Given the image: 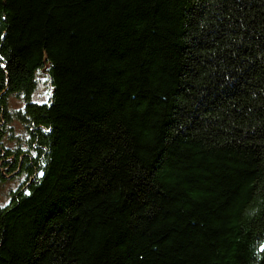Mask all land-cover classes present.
<instances>
[{
    "label": "trees",
    "instance_id": "1",
    "mask_svg": "<svg viewBox=\"0 0 264 264\" xmlns=\"http://www.w3.org/2000/svg\"><path fill=\"white\" fill-rule=\"evenodd\" d=\"M8 177L0 264H264V0H0Z\"/></svg>",
    "mask_w": 264,
    "mask_h": 264
},
{
    "label": "rangeland",
    "instance_id": "2",
    "mask_svg": "<svg viewBox=\"0 0 264 264\" xmlns=\"http://www.w3.org/2000/svg\"><path fill=\"white\" fill-rule=\"evenodd\" d=\"M50 93H51V87L47 83L46 77L44 75H40L38 77L35 92L32 95L33 100L45 101L46 98L50 96ZM22 105H23V101L20 99L19 100L15 99V100L11 101V103H10V107L12 108V110H18L22 107ZM13 128H14V130L16 129L17 131H20L22 126L20 124H14ZM11 144H13V143H11ZM6 179H8V180L0 181V203H1V205H4L5 203H7L11 191L16 189L18 186L20 187V185L26 181V177H25V179L23 177H21V178L20 177H18V178L17 177H14V178L8 177ZM21 180H23V181L21 182ZM20 182H21V184H20Z\"/></svg>",
    "mask_w": 264,
    "mask_h": 264
}]
</instances>
